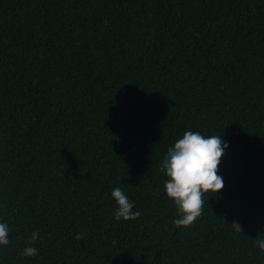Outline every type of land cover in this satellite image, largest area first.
<instances>
[{"label":"trees","instance_id":"obj_1","mask_svg":"<svg viewBox=\"0 0 264 264\" xmlns=\"http://www.w3.org/2000/svg\"><path fill=\"white\" fill-rule=\"evenodd\" d=\"M186 131L228 147L177 227ZM0 222V264H264V0H0Z\"/></svg>","mask_w":264,"mask_h":264},{"label":"clouds","instance_id":"obj_2","mask_svg":"<svg viewBox=\"0 0 264 264\" xmlns=\"http://www.w3.org/2000/svg\"><path fill=\"white\" fill-rule=\"evenodd\" d=\"M228 144L221 136H204L199 132L186 131L183 137L169 147L160 162V170L167 177L164 183L166 196L177 208L179 218L174 220L177 227H190L202 214L205 206V195L217 196L224 187L223 178L218 174V167ZM117 208L114 219L135 220L141 213L133 211V203L121 188H115L112 193ZM237 232H242L238 222L231 225ZM39 238V232L34 231L27 241L22 255L33 257L38 250L31 245ZM75 239L82 240L77 234ZM9 228L0 222V246L9 244ZM256 245L264 252V240H256Z\"/></svg>","mask_w":264,"mask_h":264}]
</instances>
